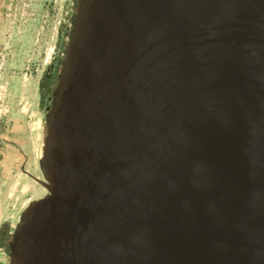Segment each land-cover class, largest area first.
Masks as SVG:
<instances>
[{"label": "water", "instance_id": "95a60500", "mask_svg": "<svg viewBox=\"0 0 264 264\" xmlns=\"http://www.w3.org/2000/svg\"><path fill=\"white\" fill-rule=\"evenodd\" d=\"M15 264H264V0H78Z\"/></svg>", "mask_w": 264, "mask_h": 264}, {"label": "rangeland", "instance_id": "374dc122", "mask_svg": "<svg viewBox=\"0 0 264 264\" xmlns=\"http://www.w3.org/2000/svg\"><path fill=\"white\" fill-rule=\"evenodd\" d=\"M77 7L78 0H0V264H15L10 244L22 215L48 194L38 182L42 175L33 178L42 192L20 183L10 195L8 172L29 174L35 158L42 170L48 114Z\"/></svg>", "mask_w": 264, "mask_h": 264}, {"label": "crops", "instance_id": "0c3cea01", "mask_svg": "<svg viewBox=\"0 0 264 264\" xmlns=\"http://www.w3.org/2000/svg\"><path fill=\"white\" fill-rule=\"evenodd\" d=\"M36 157V156H35ZM35 162L33 163V165L31 166V168L34 169V171H29V174H26V173H17L14 175V173H12V170H9L8 172V176L11 177V186H12V193L11 194H14L16 191H17V186L18 184H22L23 185V189L22 190H28V189H34V190H38L39 189V192H42V188H38L36 185H35V181H34V177L36 178H39L43 175V171L41 170V168L38 166L37 164V159L35 158L34 160ZM41 190V191H40ZM8 193V194H9ZM8 196V195H6Z\"/></svg>", "mask_w": 264, "mask_h": 264}, {"label": "trees", "instance_id": "16d2710c", "mask_svg": "<svg viewBox=\"0 0 264 264\" xmlns=\"http://www.w3.org/2000/svg\"><path fill=\"white\" fill-rule=\"evenodd\" d=\"M52 77H54V75H51ZM40 85L42 86V83H40Z\"/></svg>", "mask_w": 264, "mask_h": 264}]
</instances>
